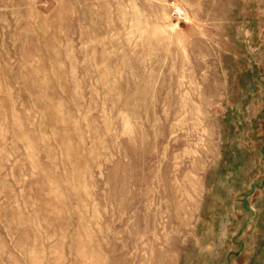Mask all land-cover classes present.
<instances>
[{"label":"rangeland","instance_id":"obj_1","mask_svg":"<svg viewBox=\"0 0 264 264\" xmlns=\"http://www.w3.org/2000/svg\"><path fill=\"white\" fill-rule=\"evenodd\" d=\"M0 264H264V0H0Z\"/></svg>","mask_w":264,"mask_h":264}]
</instances>
